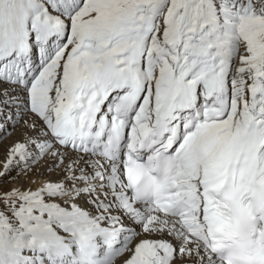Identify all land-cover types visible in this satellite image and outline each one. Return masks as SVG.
Wrapping results in <instances>:
<instances>
[{"label":"snow or ice","instance_id":"snow-or-ice-1","mask_svg":"<svg viewBox=\"0 0 264 264\" xmlns=\"http://www.w3.org/2000/svg\"><path fill=\"white\" fill-rule=\"evenodd\" d=\"M0 264H264V0H0Z\"/></svg>","mask_w":264,"mask_h":264}]
</instances>
